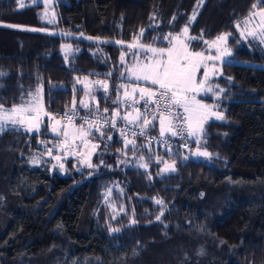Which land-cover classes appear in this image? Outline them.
Returning a JSON list of instances; mask_svg holds the SVG:
<instances>
[{
  "label": "trees",
  "instance_id": "16d2710c",
  "mask_svg": "<svg viewBox=\"0 0 264 264\" xmlns=\"http://www.w3.org/2000/svg\"><path fill=\"white\" fill-rule=\"evenodd\" d=\"M56 2L52 23L42 18V5L0 0L5 109L31 102L41 88L47 113L76 109L112 117L119 107L122 114V104L113 101L117 95L121 100L126 48L114 41L132 42L143 29L144 43L164 46L160 37L186 25L193 37L209 41L236 34L237 23L264 0ZM191 44L193 50L205 46L200 39ZM229 44L233 59L242 63L222 65V75L212 81L222 89L219 99L201 98L224 114L222 121L207 122L200 136L199 147L210 158L190 157L196 139L189 149L172 153L135 139L133 150L125 149L126 138L115 130L103 129V137L90 136L99 143L93 167L69 157L61 170L46 154L59 141L49 133L48 118L37 134L4 132L0 264H264V45L237 38ZM85 76L110 82L96 102L88 103L79 84ZM153 131L159 133L158 127ZM157 160L174 163L176 170L161 171L164 163ZM111 187L115 212L104 200Z\"/></svg>",
  "mask_w": 264,
  "mask_h": 264
},
{
  "label": "snow or ice",
  "instance_id": "6c2138e0",
  "mask_svg": "<svg viewBox=\"0 0 264 264\" xmlns=\"http://www.w3.org/2000/svg\"><path fill=\"white\" fill-rule=\"evenodd\" d=\"M23 7V4L20 5ZM255 7V6H254ZM253 17L259 15V23L264 25V3L261 5L259 13L253 12ZM196 13L193 12L192 19L194 20ZM49 22L54 23L52 19ZM245 25L248 21L244 22ZM12 27V25H8ZM237 28L240 25H236ZM37 31V29H31ZM143 29L141 30V34ZM55 35V33H52ZM244 33L242 32L241 35ZM229 33L220 34L215 39L209 41L204 40L203 36L190 37L189 27L186 25L179 33H166L159 39L166 41L164 46H143L139 48L140 52H144V62H140L137 54L133 53V59L131 64L124 66V72L121 73L126 79L134 81L130 91L126 84H121L119 90H122L123 103L125 105V114L121 116V110L119 107L113 109L112 118H106L101 120L100 118L90 119L89 117H80L82 124L79 127L73 125V121L76 118V114L69 115L65 113L67 117V125L61 123L54 116L47 112L43 114L48 116L49 120L55 121L51 125V130L57 136H62L63 139L58 141L55 146L56 149L62 155H53V149L47 148V155L52 157L58 164L61 170L64 169V160L68 155H77L79 149L88 148L90 141L88 137L93 135V132H98L101 137L104 136V132L101 130L102 125H107L112 128L116 127V118L119 117L123 120L124 126L120 129L121 135L126 136L127 130L132 129V135H145L146 126L153 124L154 127H158L160 136H164L166 133L172 137L179 136L182 140L185 139V133L187 137L196 139V151L194 155L200 157H211V153L207 150H201L199 147L200 136L204 131L205 123L211 119L223 120L224 116L220 111H217L215 106L202 103L197 99V95L201 92L204 95L215 96L219 99V92L221 90H214V87L209 83L210 74L217 73L218 68L214 63L215 61L223 62L224 56H230L231 52L222 47L229 39ZM248 35L256 36L255 31L249 32ZM200 39L204 44L208 46V51L215 50V54H206L205 50H193L191 48L190 41ZM259 39L264 43V32L259 33ZM235 42V41H234ZM119 43V41L117 42ZM129 48H134L136 45L129 44ZM121 62L124 57L122 56ZM203 69L202 79H197ZM4 73L0 72V76ZM110 75V74H109ZM144 82L145 86H141L138 82ZM98 84L103 86L105 92L108 91V86L103 81H97ZM218 88V86H216ZM41 88H37L36 95L32 96L31 102H22L18 106L5 109L0 104V129L11 125L13 127L19 125L24 127L26 132L36 131L39 132L41 122V112L43 109L39 104V95ZM31 95V94H30ZM143 101V108L137 107V105ZM115 104H120V96L117 95ZM82 107L88 108L89 105L85 101H81ZM182 110V111H181ZM104 112L107 113L108 109L105 108ZM135 113L133 116L132 113ZM95 126V128H94ZM140 128L139 133H136L134 129ZM72 129L70 132L68 129ZM111 135L107 139L111 140ZM77 141L80 143L77 144ZM129 145L132 149L136 148L135 139H125L124 147L127 149ZM99 145L92 143L91 148L95 150ZM187 147V144H185ZM81 155L90 156L89 153H80ZM144 157L141 156L140 160L143 161ZM184 159H187L185 156ZM33 162H36L35 159ZM87 163L88 167L93 165L87 160L82 161ZM157 163H164L163 172L175 171V165L168 164L157 160ZM56 165H53L55 167ZM140 167H147L146 164L141 163ZM157 204H162L163 201L157 200ZM160 215H163L161 211ZM115 218V217H113ZM157 220L160 216L156 217ZM132 223H136L135 220ZM112 231H119L118 228H113Z\"/></svg>",
  "mask_w": 264,
  "mask_h": 264
},
{
  "label": "rangeland",
  "instance_id": "374dc122",
  "mask_svg": "<svg viewBox=\"0 0 264 264\" xmlns=\"http://www.w3.org/2000/svg\"><path fill=\"white\" fill-rule=\"evenodd\" d=\"M19 2H20V4H23V6H28V5H42L43 6V10L41 11V14H42V18L45 20V21H47V22H49L50 20H52V19H54L55 20V18H56V12H55V8H54V6H55V4L57 3L56 1L57 0H18ZM261 9H256L255 10V12L256 13H259V11H260ZM259 20H260V17H259V15H256V16H250L248 19H246V20H244V21H242V22H239V23H237V25L239 24L240 25V27L239 28H237L236 27V29H237V32H236V34H231V33H229L230 35H229V39H228V41H227V43L226 44H224V45H222V47H224V48H227L230 52H231V55L230 56H224L223 58H222V60H223V62H221V61H215L214 63L217 65V68H218V71H217V73L216 74H214V75H212V74H210V77H209V83H211L212 84V81L215 79V78H218L219 76H221L222 75V65L225 63V62H228V61H234V62H236V63H239V64H241L242 62H240V61H237V60H234L233 59V55H234V50L230 47V44H229V42H230V40L231 39H233V38H237L238 40H250V39H254V40H258V41H260V39H259V33H261V32H264V25H261L260 23H259ZM245 21H248V24L247 25H245ZM252 31H255L256 33H257V35L254 37V36H252V35H248V33L249 32H252ZM244 33L243 35H241V33ZM143 33H144V31H143ZM143 33L141 34L140 33V35L142 36L143 35ZM59 34H62V33H59ZM141 36L139 37V38H136L135 40H133L132 42H129V43H124V42H120L119 41V43H117L118 41H114V43H116V44H118V45H121V46H123V47H125L126 49L124 50V52H123V54H122V56L124 57V60H123V62H121V68H120V78L121 79H123V81L122 82H120L119 83V86L121 85V84H126L127 86H128V89H129V91H130V89H131V87L133 86V84L134 83H136V82H134V81H131V80H128V79H126L125 78V76H122L121 75V73L122 72H124V66L126 65V64H131V62H132V59H133V53L135 52L136 54H137V56H138V58H139V61L140 62H144V59H145V53L144 52H140L139 51V48H140V46L141 45H143V46H145V47H147V46H153V47H158V46H155V45H149V44H146V43H144L143 42V40H142V38H141ZM189 36L190 37H193L191 34H190V31H189ZM215 39V38H214ZM213 40V39H212ZM192 41H194V40H191L190 41V44L192 43ZM211 41V40H210ZM164 42H166V41H164ZM261 42V41H260ZM167 43V42H166ZM262 43V42H261ZM129 44H134V45H136V47H134V48H129L128 47V45ZM263 45H264V43H262ZM193 46H192V44H191V48H192ZM193 49V48H192ZM70 50H71V47L70 46H67V45H63V51H65L66 53H68V52H70ZM201 50H205L206 51V54H215V50L214 49H212L210 52L208 51V46L205 44V46H204V48L203 49H201ZM202 73H203V69H201V74L200 75H198V77H197V79L199 80V79H202ZM78 81H79V84H81L84 88H85V91H86V99L88 100V103L89 102H96L97 101V92H99V91H104L103 90V86L102 85H100V84H98L97 83V81H103L107 86H108V89H109V86H110V82L108 81V80H105V79H92L91 77H82V78H78ZM141 86H145L144 85V82L143 81H141V82H138ZM213 85V84H212ZM217 85H213V87H214V90H221V89H219V88H217L216 87ZM222 91H220L219 92V94L221 93ZM209 95H211V94H209ZM204 96H206V95H204L202 92L199 94V95H197V99L198 100H200L202 103H205V104H209V105H212L211 103H209V102H207V101H205V100H202L201 98L202 97H204ZM39 104H40V106H41V108L43 109V111L41 112V122H40V125H39V128H40V130H39V132H36V131H32V132H27V133H30V134H37V133H40L41 131H42V129H43V119L46 117V118H48V116H45L43 113L45 112L44 110H45V107H44V98H43V95L41 94V95H39ZM213 106V105H212ZM50 114V113H49ZM223 114V113H222ZM223 116H224V114H223ZM212 120H215V118L213 117V118H211V119H209L207 122H209V121H212ZM216 121H222V120H216ZM48 122H49V118H48ZM206 122V123H207ZM62 124H64V125H67V124H65V123H63V122H61ZM205 123V124H206ZM75 127H79L80 126V124H73ZM9 130H17V131H23V132H26L25 130H24V127H22V126H19V125H17V126H15V127H13V126H11V125H8V126H6V127H4L3 129H0V137H1V135L4 133V132H6V131H9ZM70 132L72 131V129L70 128V129H68ZM49 133L52 135V136H55V137H57L58 139H59V141L60 140H62L63 139V137L62 136H57L55 133H53L52 132V130H51V126H50V129H49ZM126 139H128V138H126ZM88 140L90 141V143H89V146H88V148H81V149H79V151H78V154L77 155H75V156H73V155H68L65 159H67V158H69V157H71V158H75V159H77L78 161H80V163L81 164H83V166H87V163H82V161H84L86 158H87V160L91 163V160H92V157L94 156V154L98 151V148H96L95 150H93L92 148H91V144L92 143H95V144H98L99 145V143H97V141H95L94 139H92L90 136L88 137ZM80 142L79 141H77V144H79ZM49 148H52L53 149V155H62L57 149H56V147H49ZM89 152H91V155L90 156H85V155H81L80 153H89ZM46 154H47V152H46ZM48 157H50V156H48ZM190 157H198V156H196V155H194V152H192V153H190ZM54 160V159H53ZM54 162L57 164V165H59L55 160H54ZM142 163H144V164H146L145 162H142ZM35 164H38V163H35ZM114 195H113V188L111 187V188H109L107 191H106V193H105V197H104V200H105V202L111 207V209L115 212V211H118V208H117V204H116V202H115V199H114V197H113ZM116 214V213H115Z\"/></svg>",
  "mask_w": 264,
  "mask_h": 264
},
{
  "label": "built area",
  "instance_id": "2783aa9c",
  "mask_svg": "<svg viewBox=\"0 0 264 264\" xmlns=\"http://www.w3.org/2000/svg\"><path fill=\"white\" fill-rule=\"evenodd\" d=\"M121 104H122V114L121 116H123L125 114V105L123 103V95L121 94ZM137 107H141L143 108V101H140V103L137 105ZM182 111V110H181ZM65 113H68L69 115H71L72 113L76 114V118L73 121V124H82V120L80 119V117H89L90 119H96V118H100L101 120L106 119V118H112V117H106V116H102L100 114H93L90 112H84V111H80V110H76V109H70V110H56L50 113V115L54 116L57 120H60L61 122L67 124V117L64 116ZM132 115L134 116L135 113L133 112ZM55 121L53 120H49L48 124L49 126H51ZM124 121L121 120L120 118H117L116 120V127L112 128L110 126L107 125H102L101 130L103 129H113L115 130L121 137L123 138H128V139H141L144 140L146 142H148L150 145H152L155 150H161L162 152H169L172 153L177 149H182V150H187L189 149L191 142L193 139L195 138H191V137H187V134L185 133V139H181L179 136L176 137H172L170 136V134H165L164 136H160V133H155L153 131V129L155 128L153 126V124H155L156 122H153V124H150L148 126H146L145 128V135H136L133 136L132 135V129H128L127 130V135L123 136L121 135L120 129L124 126ZM95 128V126H94ZM134 131L136 133H139L140 128L136 127L134 129ZM98 133V132H93V134ZM185 144H187V147H185Z\"/></svg>",
  "mask_w": 264,
  "mask_h": 264
},
{
  "label": "water",
  "instance_id": "95a60500",
  "mask_svg": "<svg viewBox=\"0 0 264 264\" xmlns=\"http://www.w3.org/2000/svg\"><path fill=\"white\" fill-rule=\"evenodd\" d=\"M116 120H117V118H116Z\"/></svg>",
  "mask_w": 264,
  "mask_h": 264
},
{
  "label": "bare ground",
  "instance_id": "6f19581e",
  "mask_svg": "<svg viewBox=\"0 0 264 264\" xmlns=\"http://www.w3.org/2000/svg\"><path fill=\"white\" fill-rule=\"evenodd\" d=\"M118 118V117H117Z\"/></svg>",
  "mask_w": 264,
  "mask_h": 264
}]
</instances>
